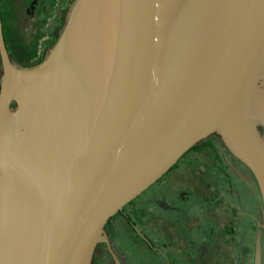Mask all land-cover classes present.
<instances>
[{"label": "water", "instance_id": "water-1", "mask_svg": "<svg viewBox=\"0 0 264 264\" xmlns=\"http://www.w3.org/2000/svg\"><path fill=\"white\" fill-rule=\"evenodd\" d=\"M0 54V264H92L109 219L213 133L264 204V0H73L33 66L0 12Z\"/></svg>", "mask_w": 264, "mask_h": 264}, {"label": "flooded vegetation", "instance_id": "flooded-vegetation-1", "mask_svg": "<svg viewBox=\"0 0 264 264\" xmlns=\"http://www.w3.org/2000/svg\"><path fill=\"white\" fill-rule=\"evenodd\" d=\"M72 2L0 0L10 59L23 66L40 63ZM3 72L0 54V91ZM259 129L264 136V126ZM259 247L264 264L258 181L213 133L109 219L92 264H255Z\"/></svg>", "mask_w": 264, "mask_h": 264}]
</instances>
